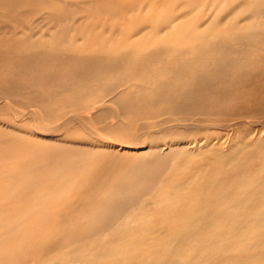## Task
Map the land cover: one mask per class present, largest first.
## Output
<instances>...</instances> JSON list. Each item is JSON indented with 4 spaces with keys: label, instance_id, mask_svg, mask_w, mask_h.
Wrapping results in <instances>:
<instances>
[{
    "label": "bare ground",
    "instance_id": "obj_1",
    "mask_svg": "<svg viewBox=\"0 0 264 264\" xmlns=\"http://www.w3.org/2000/svg\"><path fill=\"white\" fill-rule=\"evenodd\" d=\"M73 13L89 22L81 25L80 41L41 49L37 57L43 66L36 64L30 78L0 87V97L36 106L49 123H84L86 116L74 115L82 108H90L97 122L110 113L116 117L114 129H129L138 119L136 128L142 127L144 135L151 130L149 116H160L157 125L174 130L203 121L195 115L212 108L213 98L223 97L222 85L235 82L233 71L241 73L248 65L241 49L264 19V0H81ZM104 101L114 105L110 112ZM255 132V160L245 165L235 162L232 153L249 143L229 136L225 141L219 137L216 145L210 137L130 144L48 137L44 131L11 139L0 159V264L18 263L47 244V251L57 249L64 239L71 244L126 224L127 212L162 166L196 149L224 164L215 176L200 181L203 194L195 196L192 216L182 225L215 230L221 242L205 235L181 241V236L168 246L190 250L197 264H205L223 251L231 232L242 239L264 234V142L258 141L264 128ZM229 141L228 152L218 148ZM128 154L131 158L123 156ZM47 215L60 216L59 227ZM47 225L52 231L39 229ZM254 241L256 257L264 250V237ZM153 264L187 263L179 256H162Z\"/></svg>",
    "mask_w": 264,
    "mask_h": 264
},
{
    "label": "rangeland",
    "instance_id": "obj_2",
    "mask_svg": "<svg viewBox=\"0 0 264 264\" xmlns=\"http://www.w3.org/2000/svg\"><path fill=\"white\" fill-rule=\"evenodd\" d=\"M80 1L0 0V87L15 85L32 77L37 66L42 67L44 64L37 57L41 54V49L80 41L81 25L89 24L73 13V6ZM249 38V43L243 44L241 49L248 56V65L241 73L233 71L235 82L222 85L223 97L213 98L216 104L212 108L206 109L203 114L195 115L203 121H196L179 130L163 124L157 125L160 116L147 118L152 125L149 133L144 135L140 133L144 130L142 127L136 128L140 121L138 119L131 122L129 129H114L111 127V121L116 117L108 113L102 121L97 122L90 108H82L74 113L78 119L86 116L83 117L84 123L76 122L77 120L49 123L36 106L31 105L29 108L23 106L24 100L0 97V159L3 147L11 139L27 135V132L44 131L49 133L42 135H49L48 137L66 136L92 142L117 139L130 144H146L148 140H198L210 137V142L216 145L215 140L219 137L225 141L229 136V140L242 138L249 143L242 152H235V155L232 153L235 162L243 165L253 162L257 153V146L252 144L256 139L254 134L259 128H264V19L258 23ZM40 40L42 44L38 46L36 41ZM24 54L29 59L22 57ZM103 104L110 107L109 112L114 108L109 101H104ZM9 125L15 126L16 129L10 128ZM39 138L40 142L48 143V140ZM258 141L264 142V133ZM229 145L230 141L217 146L228 152L226 147ZM196 150L198 151L194 153L183 152L175 158H170L167 165L162 166V170L153 178L147 190L139 195L134 206L127 212L126 224L110 226L98 235L71 244L67 241L69 239H64L57 249L51 246L47 251V244L43 252H32L29 257L15 264H37L38 261L44 260L56 264H153L162 256H179L187 264H197L191 255L192 251L181 253L176 251L179 249L177 245L168 246L172 239L181 236H184L181 241H185L187 237L191 239L205 235L213 238L214 242H221L217 235L213 234L215 230L202 227L191 229L182 225L192 216L195 196L202 193L199 188L200 181L215 176L219 166L224 164L220 157L212 155L209 151ZM123 156L131 158L132 155ZM48 218L59 227L60 216H45L46 220ZM50 227L41 226L39 229L52 231ZM259 235L264 237V234L254 232L242 239L238 233L231 232V235L223 240L226 242L223 251L210 255L205 264H218L219 259L224 261L227 257H232L227 264H264V250L253 257L256 254L253 243ZM2 245L0 244V247ZM66 248L73 250L65 252Z\"/></svg>",
    "mask_w": 264,
    "mask_h": 264
}]
</instances>
